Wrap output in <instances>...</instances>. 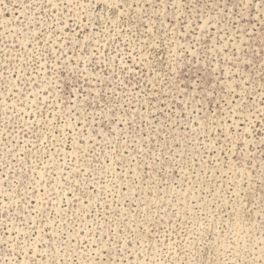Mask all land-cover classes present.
Masks as SVG:
<instances>
[{
  "label": "rangeland",
  "instance_id": "obj_1",
  "mask_svg": "<svg viewBox=\"0 0 264 264\" xmlns=\"http://www.w3.org/2000/svg\"><path fill=\"white\" fill-rule=\"evenodd\" d=\"M0 264H264V0H0Z\"/></svg>",
  "mask_w": 264,
  "mask_h": 264
}]
</instances>
